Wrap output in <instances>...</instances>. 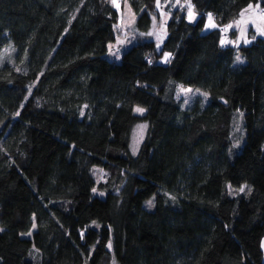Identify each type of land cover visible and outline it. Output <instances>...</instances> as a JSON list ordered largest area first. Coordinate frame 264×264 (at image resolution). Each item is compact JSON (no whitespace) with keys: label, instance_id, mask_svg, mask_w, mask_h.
Instances as JSON below:
<instances>
[{"label":"trees","instance_id":"1","mask_svg":"<svg viewBox=\"0 0 264 264\" xmlns=\"http://www.w3.org/2000/svg\"><path fill=\"white\" fill-rule=\"evenodd\" d=\"M183 1L116 62L113 0H0V264H264V37L220 30L264 0Z\"/></svg>","mask_w":264,"mask_h":264},{"label":"rangeland","instance_id":"2","mask_svg":"<svg viewBox=\"0 0 264 264\" xmlns=\"http://www.w3.org/2000/svg\"><path fill=\"white\" fill-rule=\"evenodd\" d=\"M115 7L118 11V22L115 24V41L108 44V50L106 53V57L112 61H120L121 54L123 51L128 49L137 41L142 39H152L155 41L157 48H160L166 35L167 29L166 24L164 22V16L167 14L164 11H161L160 18H155L153 24L149 31L147 32H139L135 26L136 14L131 8L128 0H113ZM258 6L252 5L249 6L248 9L244 10L241 13L239 18L240 21V30L237 38H234L236 43H244L249 44L252 41L250 37V29L253 30L255 36L264 37V17L259 14ZM163 17V18H161ZM186 18L189 22L193 23L197 20V15L194 11L188 9L186 12ZM216 27V23L211 15H207L206 22L202 31H209ZM167 60L166 55L163 56L162 62ZM195 93V95H203L201 90L194 87H180L178 90V95L181 97H185V101L191 97V95ZM137 109H142L143 111H137ZM134 111L136 113H143L145 111L144 108L135 106ZM242 130L239 126H237V131L242 133ZM147 132V124L144 121H139L134 125L130 135V150L132 153H136L145 138ZM97 178L103 177L102 171H96ZM100 199H105V195L101 193H95ZM261 249L263 251V261H264V236L261 239ZM111 264H117L116 259L113 257Z\"/></svg>","mask_w":264,"mask_h":264},{"label":"bare ground","instance_id":"3","mask_svg":"<svg viewBox=\"0 0 264 264\" xmlns=\"http://www.w3.org/2000/svg\"><path fill=\"white\" fill-rule=\"evenodd\" d=\"M168 2H169V1H168ZM168 2H167V3H168ZM171 2H172L173 5L178 4V0H176V2H175V0H171ZM183 4H184L187 8L189 7L188 2H187L186 0L183 1ZM165 5H166V3H165ZM190 7H192V5H190ZM190 10H191V8H190ZM242 12H243V10H241L239 17H238L236 20L230 22L228 26H221V27H220V30H221V37H222L223 42H224L225 45H226L229 41L232 42V41H231V38L229 37V32H233V31H235L236 37H238L239 30H240V21H239V18H240V16H241V13H242ZM164 17H165V18H164V22H165V24H167V21H168V19H169V16H164ZM161 18H163V17H161ZM152 24H153V23H152ZM142 40H146V39H142ZM148 40H152V39H148ZM152 41H154V40H152ZM154 42H155V41H154ZM155 45H156V43H155ZM156 47H157V46H156Z\"/></svg>","mask_w":264,"mask_h":264},{"label":"snow or ice","instance_id":"4","mask_svg":"<svg viewBox=\"0 0 264 264\" xmlns=\"http://www.w3.org/2000/svg\"><path fill=\"white\" fill-rule=\"evenodd\" d=\"M237 59H239V57H237ZM137 111H143V110L142 109H137ZM93 191H95V189ZM240 191H244V189L241 188ZM149 204H151V202H149Z\"/></svg>","mask_w":264,"mask_h":264},{"label":"crops","instance_id":"5","mask_svg":"<svg viewBox=\"0 0 264 264\" xmlns=\"http://www.w3.org/2000/svg\"><path fill=\"white\" fill-rule=\"evenodd\" d=\"M246 9H248V7H247V8H245V9H243V11H244V10H246ZM263 17H264V16H263ZM255 34H256V33H255ZM257 36H258V35H257Z\"/></svg>","mask_w":264,"mask_h":264}]
</instances>
